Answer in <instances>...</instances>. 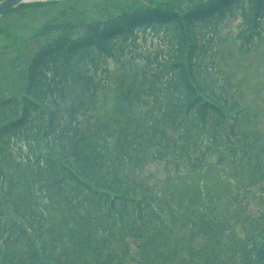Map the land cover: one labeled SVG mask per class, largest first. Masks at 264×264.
Segmentation results:
<instances>
[{"label":"trees","instance_id":"16d2710c","mask_svg":"<svg viewBox=\"0 0 264 264\" xmlns=\"http://www.w3.org/2000/svg\"><path fill=\"white\" fill-rule=\"evenodd\" d=\"M94 1L96 19L79 0L0 19L54 11L0 46V264H264V135L240 129V80L207 58L235 11L239 50L264 43V0ZM145 33L163 46L142 53ZM223 161L233 211L172 188ZM152 162L178 178L151 180Z\"/></svg>","mask_w":264,"mask_h":264},{"label":"rangeland","instance_id":"374dc122","mask_svg":"<svg viewBox=\"0 0 264 264\" xmlns=\"http://www.w3.org/2000/svg\"><path fill=\"white\" fill-rule=\"evenodd\" d=\"M79 1L81 3L79 4L80 7L84 8L85 16L89 18L94 17V19H96V9H94L93 6L97 1ZM124 2H129V0H124ZM53 13V10L48 11L47 9L41 8L34 13L25 15L18 21H16L13 16H5L0 21V25L3 24L8 27H4L3 31L0 33V46L5 45V43H16L22 38L29 37L33 34L34 30ZM12 20H14V23ZM241 20L242 17L240 13L235 11L232 15L217 23L215 45H213L212 50L209 51L207 58L211 55V61L218 75L225 77V75L230 72L235 79L240 80L242 99L243 103L246 104V113L242 118L240 129L246 131V133L248 132L250 136L258 137L264 135V43L247 52L239 50L238 46L240 41L237 34ZM261 26L263 28L262 35L264 36V18L261 20ZM7 28L11 32L9 37L6 34ZM144 36L145 40H140L138 46L142 53H154L159 46H163V42L158 38H154L150 33H145ZM207 58L204 63L208 65L209 60ZM108 63L111 71V80L109 81L112 82L111 85L105 89L107 99L113 95L115 87V85L113 86V78L117 71V65L114 61H109ZM9 80L8 85L12 83L9 82ZM212 160L215 161L217 159L213 158ZM221 165L222 166H212L211 168L206 166L205 169L199 173L190 172L189 175H184L185 177H180L182 178L181 180L173 183L172 188L178 191L187 183H189L188 185L191 188H202L206 186L212 198H215L217 195L220 196L218 208L223 212H231L236 208V203L230 196L233 194L232 187L236 184L237 179L230 177L231 174L228 172V168L224 161ZM143 170L153 181H163L168 177L172 179L178 178L174 174L172 167L165 162H152ZM161 184L163 186L165 185L164 183ZM251 190L257 194V188L251 187ZM253 207L254 206L251 208L253 209ZM229 208L231 211H226ZM185 234L186 230L178 229L174 231L175 237Z\"/></svg>","mask_w":264,"mask_h":264},{"label":"water","instance_id":"95a60500","mask_svg":"<svg viewBox=\"0 0 264 264\" xmlns=\"http://www.w3.org/2000/svg\"><path fill=\"white\" fill-rule=\"evenodd\" d=\"M28 1L29 0H2L0 1V17L6 12Z\"/></svg>","mask_w":264,"mask_h":264}]
</instances>
